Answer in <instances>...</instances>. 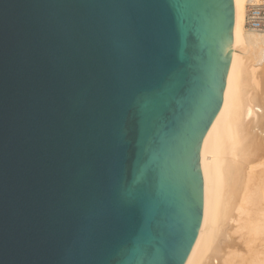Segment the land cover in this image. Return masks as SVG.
I'll use <instances>...</instances> for the list:
<instances>
[{
    "label": "water",
    "instance_id": "water-1",
    "mask_svg": "<svg viewBox=\"0 0 264 264\" xmlns=\"http://www.w3.org/2000/svg\"><path fill=\"white\" fill-rule=\"evenodd\" d=\"M233 0H0V264H185Z\"/></svg>",
    "mask_w": 264,
    "mask_h": 264
},
{
    "label": "bare ground",
    "instance_id": "bare-ground-1",
    "mask_svg": "<svg viewBox=\"0 0 264 264\" xmlns=\"http://www.w3.org/2000/svg\"><path fill=\"white\" fill-rule=\"evenodd\" d=\"M264 0H233L222 103L200 143L202 221L185 264H264V33L246 26Z\"/></svg>",
    "mask_w": 264,
    "mask_h": 264
},
{
    "label": "built area",
    "instance_id": "built-area-1",
    "mask_svg": "<svg viewBox=\"0 0 264 264\" xmlns=\"http://www.w3.org/2000/svg\"><path fill=\"white\" fill-rule=\"evenodd\" d=\"M246 26L251 31L264 33V6L250 8L247 11Z\"/></svg>",
    "mask_w": 264,
    "mask_h": 264
}]
</instances>
